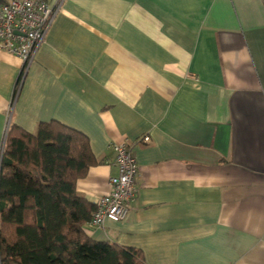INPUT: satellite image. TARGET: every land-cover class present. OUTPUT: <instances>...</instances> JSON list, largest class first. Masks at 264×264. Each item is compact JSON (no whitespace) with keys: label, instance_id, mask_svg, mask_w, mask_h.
Masks as SVG:
<instances>
[{"label":"crops","instance_id":"crops-1","mask_svg":"<svg viewBox=\"0 0 264 264\" xmlns=\"http://www.w3.org/2000/svg\"><path fill=\"white\" fill-rule=\"evenodd\" d=\"M51 2L27 71L0 50V150L11 124L83 133L100 163L76 192L96 205L127 144L129 214L91 239L144 264H264V0Z\"/></svg>","mask_w":264,"mask_h":264},{"label":"trees","instance_id":"trees-1","mask_svg":"<svg viewBox=\"0 0 264 264\" xmlns=\"http://www.w3.org/2000/svg\"><path fill=\"white\" fill-rule=\"evenodd\" d=\"M99 163L68 126L41 124L33 136L11 124L0 150V264H144L135 249L86 231L96 205L76 184Z\"/></svg>","mask_w":264,"mask_h":264},{"label":"built area","instance_id":"built-area-1","mask_svg":"<svg viewBox=\"0 0 264 264\" xmlns=\"http://www.w3.org/2000/svg\"><path fill=\"white\" fill-rule=\"evenodd\" d=\"M52 0H0V50L22 60L25 71L43 45L59 9ZM143 141L149 143L150 138ZM115 163L118 175L110 179V192L102 196L90 221L101 228L106 221L124 222L129 214L128 203L134 198L137 161L127 144L116 145Z\"/></svg>","mask_w":264,"mask_h":264},{"label":"rangeland","instance_id":"rangeland-1","mask_svg":"<svg viewBox=\"0 0 264 264\" xmlns=\"http://www.w3.org/2000/svg\"><path fill=\"white\" fill-rule=\"evenodd\" d=\"M19 90H20V88H19ZM12 111H13V106H12V109L10 110V113H9V116H8V124H7V127L10 126V123L12 121V119H11Z\"/></svg>","mask_w":264,"mask_h":264},{"label":"water","instance_id":"water-1","mask_svg":"<svg viewBox=\"0 0 264 264\" xmlns=\"http://www.w3.org/2000/svg\"><path fill=\"white\" fill-rule=\"evenodd\" d=\"M6 135H7V134H6ZM5 141H6V138H5ZM5 141H4V142H5ZM4 146H5V145H4ZM4 146H3V147H4Z\"/></svg>","mask_w":264,"mask_h":264},{"label":"clouds","instance_id":"clouds-1","mask_svg":"<svg viewBox=\"0 0 264 264\" xmlns=\"http://www.w3.org/2000/svg\"><path fill=\"white\" fill-rule=\"evenodd\" d=\"M4 148V147H3Z\"/></svg>","mask_w":264,"mask_h":264}]
</instances>
